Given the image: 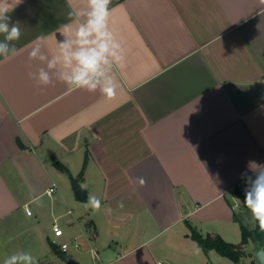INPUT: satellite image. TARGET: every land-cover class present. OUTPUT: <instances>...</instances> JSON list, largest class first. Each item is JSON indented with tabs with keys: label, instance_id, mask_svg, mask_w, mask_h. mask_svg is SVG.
Returning a JSON list of instances; mask_svg holds the SVG:
<instances>
[{
	"label": "crops",
	"instance_id": "0c3cea01",
	"mask_svg": "<svg viewBox=\"0 0 264 264\" xmlns=\"http://www.w3.org/2000/svg\"><path fill=\"white\" fill-rule=\"evenodd\" d=\"M109 7L126 57L108 73L113 99L100 86L71 91L59 79L61 65L47 67L64 39L60 25L71 23L75 40L85 18L70 20L68 12L85 10L84 0H23L10 13L22 35L7 42L10 60L0 55V264L33 247L34 258L46 254L51 235L39 219L53 224L72 211L70 174L88 200L101 202L99 211L82 202L86 264H220V253L190 236L188 222L228 241L235 213L241 217L234 195L241 174L264 165V4L112 0ZM41 34L48 39L29 59ZM13 46L22 49L14 57ZM41 68L53 84L40 83ZM257 250L246 248V264H258Z\"/></svg>",
	"mask_w": 264,
	"mask_h": 264
},
{
	"label": "clouds",
	"instance_id": "9594fccd",
	"mask_svg": "<svg viewBox=\"0 0 264 264\" xmlns=\"http://www.w3.org/2000/svg\"><path fill=\"white\" fill-rule=\"evenodd\" d=\"M112 0H84L85 10L76 11L71 9L68 12L70 20L84 17V21L79 23L75 29V40L68 38L72 32V24L60 25L57 30L64 39L57 41L59 55H54L48 60L49 69L61 65L64 71L59 74V79L67 85L71 91L87 90L95 92L100 86V91L107 99H113L117 95V88L112 82V77L108 75L115 64L123 68L125 64V54L122 44L116 40L113 31L109 28ZM264 4V0H260ZM23 0H0V35L4 36L5 42H0V55L4 56V61L10 60L9 45L7 42L18 41L22 35L20 23L11 22L10 13ZM47 36L41 34L35 38V47L29 52V59H34L40 53L41 43L46 42ZM12 56L19 55L22 49L12 47ZM41 60L46 59L40 56ZM30 78L33 73H29ZM38 78L41 84L47 86L53 84L49 73L43 68L39 70ZM101 78L104 79L101 85ZM254 176L242 173L241 178L245 180L247 187L244 190L243 203L251 214L253 225L258 226L264 232V165H256L253 169ZM143 183V180L140 181ZM88 205L99 211L100 200L95 196H90ZM123 207L121 203L119 205ZM3 264H39L38 258H34L29 253H19L8 256Z\"/></svg>",
	"mask_w": 264,
	"mask_h": 264
},
{
	"label": "rangeland",
	"instance_id": "374dc122",
	"mask_svg": "<svg viewBox=\"0 0 264 264\" xmlns=\"http://www.w3.org/2000/svg\"><path fill=\"white\" fill-rule=\"evenodd\" d=\"M71 199H73V201H70ZM83 205L84 203H82L81 201H78L77 199H75L74 195L72 196V192L70 194V199L68 200V204H67V209H71L72 211L65 217L62 219H58V223L60 224V226L63 229L64 234L62 236H55L54 232L51 233V229H52V223L50 222L49 218L46 217H40L39 219V223L38 226L41 228L42 231L49 233L50 236V240L56 242L58 245L62 244L63 242H68L69 243V248L64 251L62 249H53L50 244L49 241H46V254H44L42 256V258H40V260H38L39 264H67L66 261L64 260L65 256H73L75 259L80 258V255H84V258L81 260V264H86V263H92L91 260V255L89 253H83L81 254V249H77L74 246L73 240H75V237H77V242L79 244H81V246L83 247V239L78 238V234L80 233V226H79V222L80 225H84L86 223V216H85V212L83 211ZM239 208L241 211V217L243 219V221L249 226V227H253V221H252V217L250 212L248 211V209L244 206L243 202H240ZM79 217L78 221H75L74 218ZM227 239L230 242L233 243H239L241 242L242 239V231L240 228V223L237 221L236 223H234L233 227H230V230L227 234ZM225 238V237H224ZM246 248H250L252 250H254V244L251 245H247L245 246V250ZM33 250H27L28 252H34L36 251V248H32ZM29 254H32V253ZM218 254V253H216ZM222 258L223 261L220 262V264H246V261L244 258H242L241 262L236 263L234 262L232 259L223 256V255H218ZM246 259H249L246 257ZM251 259L253 262H256L255 256H254V251L251 252ZM162 263L164 264H168L167 261L164 262V260H161ZM179 264H190V263H179Z\"/></svg>",
	"mask_w": 264,
	"mask_h": 264
},
{
	"label": "trees",
	"instance_id": "16d2710c",
	"mask_svg": "<svg viewBox=\"0 0 264 264\" xmlns=\"http://www.w3.org/2000/svg\"><path fill=\"white\" fill-rule=\"evenodd\" d=\"M56 164L61 170L69 171L68 168L61 162L57 161ZM234 195L237 196L241 202H243L244 191L240 187L235 188ZM234 218L240 223L242 231V239L239 243L227 241L219 233H203L188 222L190 236L199 244V246L203 248L205 252L214 249L221 255L239 263L245 255V246L249 243H254L257 249H264V232H261L258 226L249 227L237 213H235ZM58 249L59 248H57V250Z\"/></svg>",
	"mask_w": 264,
	"mask_h": 264
},
{
	"label": "water",
	"instance_id": "95a60500",
	"mask_svg": "<svg viewBox=\"0 0 264 264\" xmlns=\"http://www.w3.org/2000/svg\"><path fill=\"white\" fill-rule=\"evenodd\" d=\"M71 180V187L74 192L75 198L78 201L86 202L88 200V191L87 189L80 183L79 178L69 175ZM52 248H57L58 244L54 241L49 242ZM255 258L258 264H264V249L260 248L255 253ZM65 261L67 264H78V261L73 256H66Z\"/></svg>",
	"mask_w": 264,
	"mask_h": 264
},
{
	"label": "built area",
	"instance_id": "2783aa9c",
	"mask_svg": "<svg viewBox=\"0 0 264 264\" xmlns=\"http://www.w3.org/2000/svg\"><path fill=\"white\" fill-rule=\"evenodd\" d=\"M246 183H243L241 189L244 191L246 188ZM56 188V184H52V186L47 190V192L49 194H51ZM26 210L29 214L32 213L31 209L26 205ZM52 229L54 232L55 236H62L64 234L62 227L60 226V224L58 223L57 220H55L52 224ZM74 246L75 248L79 249L80 248V244L77 242V240H73ZM58 247L64 251H66L69 248V243L68 242H63L62 244L58 245ZM92 253H93V258L97 259L98 255L96 253V251L94 249H92Z\"/></svg>",
	"mask_w": 264,
	"mask_h": 264
}]
</instances>
